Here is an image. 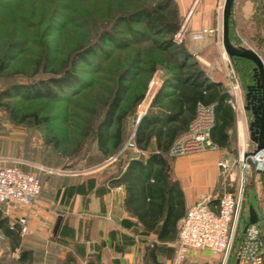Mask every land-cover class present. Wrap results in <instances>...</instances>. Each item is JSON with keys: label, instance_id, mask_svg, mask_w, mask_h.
<instances>
[{"label": "rangeland", "instance_id": "rangeland-1", "mask_svg": "<svg viewBox=\"0 0 264 264\" xmlns=\"http://www.w3.org/2000/svg\"><path fill=\"white\" fill-rule=\"evenodd\" d=\"M156 1L0 0V158L6 164L21 163L38 170L41 181L38 198L43 193L52 199L54 187L65 178H74L79 172L92 171L97 167L98 164L94 163L98 160L99 151L94 129L103 115L119 71L134 62L126 82L129 91L124 107L130 109L131 99L137 93L143 94L135 106L133 119L130 116L126 118L130 135L144 97L153 93V98L164 80L176 72L175 63L169 56L176 47L165 49L159 44L161 36L144 23H114L118 15L142 6H152ZM238 1L245 3L246 0ZM252 2V18L244 17L238 9L235 20L232 17V29L240 42L232 44L253 49L264 66V0ZM220 19L222 21V14ZM187 22L188 11L180 15V32L173 37L174 45L187 46L193 59L205 69L204 58L190 49L192 31L188 29ZM103 30L112 32L123 45L117 46L109 40L102 42L99 34ZM221 37L219 25L218 34L213 37L212 47L208 50L207 59L212 63L208 71L223 70L230 83V72L235 79L237 75L231 58L223 49ZM85 46L91 47V53L80 61L72 60L75 59L74 52ZM68 64H73L78 81L72 88L59 92L56 99L26 98L11 90L15 84H31L57 76ZM226 84L227 94L238 116L243 117L239 132L236 127L231 130L227 146L228 154L236 157L242 147L248 151L254 146L248 130L250 113L243 107L246 89L239 86L233 91L231 84ZM165 90L172 92L173 88ZM2 91L8 95H3ZM153 108L157 110L159 107ZM24 118L25 121L21 122ZM109 155H115L114 151ZM110 156L98 166L105 164ZM174 156L185 155H169L171 158ZM61 168L75 174L67 176L49 172ZM46 184L50 187L45 188ZM231 192L237 191L232 188ZM242 200L243 210L236 237L241 238L244 233L250 205L258 211L257 223L264 237V172L253 171L246 175ZM0 217H3L1 212ZM16 253L11 248L10 239L0 231V263L11 264ZM235 262V253L231 252L226 264ZM178 264H221V258L193 250Z\"/></svg>", "mask_w": 264, "mask_h": 264}, {"label": "crops", "instance_id": "crops-1", "mask_svg": "<svg viewBox=\"0 0 264 264\" xmlns=\"http://www.w3.org/2000/svg\"><path fill=\"white\" fill-rule=\"evenodd\" d=\"M175 2L180 15L189 11L187 27L190 31L211 27L219 29L224 0ZM252 3V0L245 3L234 0L231 11L233 19L237 9L244 17L252 18ZM233 24L236 30L235 21ZM212 40L213 37L192 39L190 49L204 58L207 65L205 71L210 79L221 82L227 90L226 83H230L224 71H208V66L212 64L207 59ZM233 111L234 127L238 133L243 117L238 116L236 108ZM230 132L231 129L227 131L229 136ZM228 141L218 151L168 157V176L164 180L153 181L149 178L142 182L138 190L140 194L130 203L125 202L126 190L123 185L116 189L119 185L109 187L105 181L108 175L116 173L114 163L98 166L100 162L92 171L65 178L64 182L54 187L52 199L43 193L37 198L28 214L29 230L20 234L19 247L14 250L17 253L19 249L30 250L31 264H58L67 256L74 259L73 264H170L174 257L179 220L195 202L197 195H218L232 188L238 189V167L230 176L223 175L217 167L219 159L234 158L228 154ZM149 147V151H157L153 138ZM45 186L50 187L48 184ZM143 186L155 189L150 195L151 199L141 191ZM168 187L171 188L170 201L174 208L168 220L171 228L168 238L171 237V240L161 243L157 240V232L166 217L168 194L164 192L158 197L157 189ZM158 204H163L161 211L156 209L145 213L148 206L156 208Z\"/></svg>", "mask_w": 264, "mask_h": 264}, {"label": "trees", "instance_id": "trees-1", "mask_svg": "<svg viewBox=\"0 0 264 264\" xmlns=\"http://www.w3.org/2000/svg\"><path fill=\"white\" fill-rule=\"evenodd\" d=\"M114 23L116 25L120 23L125 25L144 23L156 35L161 36L159 40L161 46L165 49L176 47L169 54L175 63L176 72L164 80L163 85L152 98L151 106L132 130L133 142L138 148L145 150L146 155H137L127 146L123 148L131 133H129V128L126 125V118L130 116L133 119L135 106L143 97V94L137 93L130 101V109L127 106L124 107L129 91V86L126 82L134 62L117 73L114 87L105 104L103 115L94 129L99 151L98 160L94 164L100 163L110 156V151H114V154H117L114 163L116 173L108 175L105 181L109 187L123 185L126 190L125 202L130 203L140 194L138 190L142 182L147 181L149 178H152L153 181L164 180L168 176L170 163L167 153L176 138L187 128L189 121L194 116L198 102L204 104L214 103L215 105V123L211 130V138L219 147L226 146L229 137L227 131L234 128L235 117L232 106L227 102L229 96L223 84L210 79L205 69L193 59L187 46L184 44L174 45L173 37L180 29V13L175 0H157L152 6H142L127 14L118 15ZM99 39L102 42L109 40L117 46L123 45L122 41L117 40L118 38L109 30H103L99 34ZM229 39L233 44L240 43L232 29V14L229 19ZM91 50L89 46L81 47L74 52L73 57L75 59L72 60L80 61L85 59L86 55L91 53ZM231 60L237 75L236 81L238 85L245 88L246 85L253 83V62L238 56L231 57ZM77 81L78 77L75 74L73 64H68L62 68L61 73L57 76L37 80L31 84H15L11 86V90L16 95L26 98L56 99L59 92L63 89L72 88ZM168 87H172L173 91L165 90ZM1 93L8 95L6 91ZM154 106L159 108L156 110L153 108ZM29 117L33 118V116ZM25 119H22L21 122L25 121ZM45 119L43 118V120ZM151 138L154 139L157 151H149ZM15 165L25 171L35 172L36 174L38 172L35 168H29L21 163H16ZM61 170L67 169L61 168ZM37 176L39 177L38 174ZM154 183L152 184L154 185ZM141 191L151 199L150 195L155 189L143 186ZM164 192L168 194L165 207L166 217L157 232V240L161 243L171 240V237L168 238L169 232H171L168 220L174 210L170 201L171 188H158L157 196L160 197ZM243 202L242 200L241 212L243 210ZM156 209L161 211L163 204H158L156 208L150 205L146 208L145 213L154 212ZM247 224H249L248 220L245 225ZM0 229L10 239L11 248L13 250L18 248L20 234L17 228L10 227L7 219L0 217ZM239 241L240 239L236 237L234 241L235 247ZM232 252L235 253V250H232ZM30 254L31 251L28 249H19L11 264H31ZM73 261L72 257L67 256L66 259L58 264H73Z\"/></svg>", "mask_w": 264, "mask_h": 264}, {"label": "built area", "instance_id": "built-area-1", "mask_svg": "<svg viewBox=\"0 0 264 264\" xmlns=\"http://www.w3.org/2000/svg\"><path fill=\"white\" fill-rule=\"evenodd\" d=\"M218 31L217 27L196 30L191 32V39L214 37L217 36ZM230 84L233 91L239 88L237 81ZM152 96L153 93L145 96L139 105L136 123L146 113ZM227 102L235 108L230 98ZM214 123V103L198 102L193 118L185 131L174 141L168 151L169 155L218 151L219 145L211 138ZM126 146L137 155H146L145 150L135 145L132 134L123 148ZM245 152L247 151L242 147L236 157L221 158L217 161V167L223 175L230 176L235 167H238L237 192L224 191L218 195L211 193L197 195L195 202L187 208L184 216L179 220L174 257L170 264L182 262L193 250L206 251L212 257H220L221 264L227 263L232 250H235V264H264V237L258 223L245 225L238 245L234 246L246 175L253 171L264 172V148L246 157H244ZM116 156L117 154L110 156L105 164L113 163ZM49 172L75 174L68 170H49ZM120 188L116 186V189ZM40 191L41 182L35 172L22 170L17 165L6 164L0 158V212L7 219L10 227L17 228L19 234H25L29 230L28 214L33 209Z\"/></svg>", "mask_w": 264, "mask_h": 264}, {"label": "water", "instance_id": "water-1", "mask_svg": "<svg viewBox=\"0 0 264 264\" xmlns=\"http://www.w3.org/2000/svg\"><path fill=\"white\" fill-rule=\"evenodd\" d=\"M234 0H224L222 6L221 21V41L225 53L231 58L238 56L246 58L253 62V78L251 84L246 85L245 100L243 106L245 110H251V120L249 121L248 130L249 138L254 146L251 150L244 153V157L256 153L264 148V66L259 55L251 48L235 46L229 39V19L232 11ZM230 82L236 83L235 76L230 72ZM255 91L256 93H253ZM259 219L257 210L251 205L248 207V223H257Z\"/></svg>", "mask_w": 264, "mask_h": 264}, {"label": "flooded vegetation", "instance_id": "flooded-vegetation-1", "mask_svg": "<svg viewBox=\"0 0 264 264\" xmlns=\"http://www.w3.org/2000/svg\"><path fill=\"white\" fill-rule=\"evenodd\" d=\"M245 92H246V91H245ZM253 93H256V92H255V91H253ZM247 112H249V113H250V120H251V118H252V117H251V110L249 109V110H247ZM250 120H249V121H250Z\"/></svg>", "mask_w": 264, "mask_h": 264}]
</instances>
